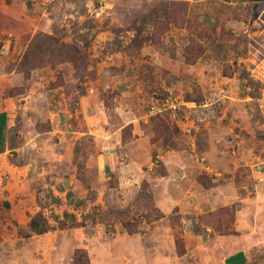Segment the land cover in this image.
Returning <instances> with one entry per match:
<instances>
[{
  "label": "rangeland",
  "instance_id": "374dc122",
  "mask_svg": "<svg viewBox=\"0 0 264 264\" xmlns=\"http://www.w3.org/2000/svg\"><path fill=\"white\" fill-rule=\"evenodd\" d=\"M263 55L262 0H0V264H264Z\"/></svg>",
  "mask_w": 264,
  "mask_h": 264
},
{
  "label": "crops",
  "instance_id": "0c3cea01",
  "mask_svg": "<svg viewBox=\"0 0 264 264\" xmlns=\"http://www.w3.org/2000/svg\"><path fill=\"white\" fill-rule=\"evenodd\" d=\"M9 116L10 113L7 108L0 109V156L5 154V139H6V131L9 126ZM165 167L172 166L175 167V174L179 175L181 173H186L188 169L184 168L188 166V162L183 158L179 157L176 159L165 158L163 160ZM241 238L244 236L238 235H230V236H222L221 241L224 242V245H231L232 243H236L238 241H242ZM249 262V254L246 248H239L236 250L230 251L225 255L223 264H247Z\"/></svg>",
  "mask_w": 264,
  "mask_h": 264
},
{
  "label": "built area",
  "instance_id": "2783aa9c",
  "mask_svg": "<svg viewBox=\"0 0 264 264\" xmlns=\"http://www.w3.org/2000/svg\"><path fill=\"white\" fill-rule=\"evenodd\" d=\"M264 2V0H262ZM105 6L102 5L97 13L103 12ZM250 76L251 78L258 83L259 86V96H258V107L261 114V122L262 128L264 132V55L256 59L250 68ZM264 174V170L262 171Z\"/></svg>",
  "mask_w": 264,
  "mask_h": 264
},
{
  "label": "trees",
  "instance_id": "16d2710c",
  "mask_svg": "<svg viewBox=\"0 0 264 264\" xmlns=\"http://www.w3.org/2000/svg\"><path fill=\"white\" fill-rule=\"evenodd\" d=\"M31 226L39 233L46 232L52 229L51 226L40 227V222L38 219H33L31 221ZM75 264H91L88 255L83 250H77L75 255Z\"/></svg>",
  "mask_w": 264,
  "mask_h": 264
}]
</instances>
